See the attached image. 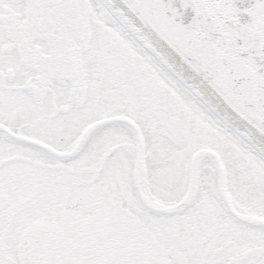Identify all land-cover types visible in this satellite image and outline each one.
<instances>
[{"label": "snow or ice", "instance_id": "6c2138e0", "mask_svg": "<svg viewBox=\"0 0 264 264\" xmlns=\"http://www.w3.org/2000/svg\"><path fill=\"white\" fill-rule=\"evenodd\" d=\"M0 264H264V0H0Z\"/></svg>", "mask_w": 264, "mask_h": 264}]
</instances>
